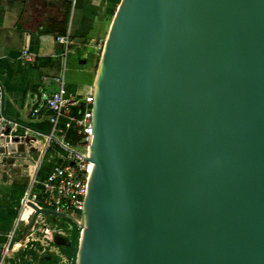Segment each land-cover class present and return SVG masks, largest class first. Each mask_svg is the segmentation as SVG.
<instances>
[{
    "label": "water",
    "instance_id": "1",
    "mask_svg": "<svg viewBox=\"0 0 264 264\" xmlns=\"http://www.w3.org/2000/svg\"><path fill=\"white\" fill-rule=\"evenodd\" d=\"M100 60L76 264H264V0H122Z\"/></svg>",
    "mask_w": 264,
    "mask_h": 264
},
{
    "label": "crops",
    "instance_id": "2",
    "mask_svg": "<svg viewBox=\"0 0 264 264\" xmlns=\"http://www.w3.org/2000/svg\"><path fill=\"white\" fill-rule=\"evenodd\" d=\"M121 1L0 0V76L5 88L0 115L23 126L26 143L25 153L4 154L0 160V264H6L9 252L4 254L3 247L21 210L23 197L17 204L14 187L23 186L26 194L44 141L32 125L47 120L33 119L31 109L40 102L43 92L56 89L53 78L63 71L68 87L74 92L84 95L93 90L101 50ZM68 14L67 34L59 35L71 40L70 51L65 55L66 45L55 33L62 31ZM26 48L36 59L23 64L21 54ZM71 58L79 61L80 70L87 73L85 79L89 81L76 75L71 80L67 76ZM21 231L27 233L28 226H21L17 236Z\"/></svg>",
    "mask_w": 264,
    "mask_h": 264
},
{
    "label": "built area",
    "instance_id": "3",
    "mask_svg": "<svg viewBox=\"0 0 264 264\" xmlns=\"http://www.w3.org/2000/svg\"><path fill=\"white\" fill-rule=\"evenodd\" d=\"M58 40L66 45L67 55L71 40L68 36H59ZM35 59L36 55L30 49L22 51L23 64L32 63ZM53 81L56 83V89L51 93L43 92L40 102L31 109L33 119H46L51 126L47 133L39 132L44 139L41 153L26 194L22 198L21 210L16 217L14 229L8 235L4 254L9 252L20 227L30 224L35 212L30 202L39 208L54 209L73 216L76 222L70 221L79 227L81 233L79 223L85 209L94 168V163L89 160L93 136L94 88L84 95L74 92L67 85L64 71L53 78ZM4 93L5 88L0 76V101ZM8 126L10 137L19 135L24 141L25 135L21 131L23 126L12 118L0 115V135ZM65 219L60 216L39 214L25 241H29L30 236L33 241H41V237H48L49 233L66 235L67 232L69 235L70 227L65 228V231L59 228V223ZM53 223L54 227L51 226Z\"/></svg>",
    "mask_w": 264,
    "mask_h": 264
},
{
    "label": "rangeland",
    "instance_id": "4",
    "mask_svg": "<svg viewBox=\"0 0 264 264\" xmlns=\"http://www.w3.org/2000/svg\"><path fill=\"white\" fill-rule=\"evenodd\" d=\"M78 63L79 61H74L73 58L67 63V76L71 78V80L74 75L81 79H85V76L87 75L85 71L80 70L82 66H79ZM75 68H78L79 70ZM85 81H89V79H85ZM34 156L37 157L38 154H35ZM54 224L55 223L51 226L54 227ZM67 227H70L69 235H67V232L66 235H52L49 233L50 235L48 234V237H41V241H33L32 236H30L29 241H25L29 232L26 233L21 231L20 234L14 238L12 245L9 248V255H7L6 258V264H76V261L75 263H72L71 260L60 253V248L71 244L70 233L72 227L66 220L59 223V228H63V231H65V228ZM7 242L8 237L6 244ZM6 244L3 249H5Z\"/></svg>",
    "mask_w": 264,
    "mask_h": 264
},
{
    "label": "trees",
    "instance_id": "5",
    "mask_svg": "<svg viewBox=\"0 0 264 264\" xmlns=\"http://www.w3.org/2000/svg\"><path fill=\"white\" fill-rule=\"evenodd\" d=\"M68 19H69V14L66 17L65 22L63 23L62 31L55 33L56 36L67 34ZM32 126L34 127L33 129L37 131H40L42 133H47L50 130L51 125L46 121L41 125L33 124ZM14 189H15V193H17V200H16L17 204L18 203L20 204V198L24 196L25 188L23 186H15ZM65 220L72 224V229L70 233L71 244L69 246L60 248V253L69 260H71L72 263H75L77 251H78V245H79L80 229L76 224L72 223L69 219H65Z\"/></svg>",
    "mask_w": 264,
    "mask_h": 264
},
{
    "label": "bare ground",
    "instance_id": "6",
    "mask_svg": "<svg viewBox=\"0 0 264 264\" xmlns=\"http://www.w3.org/2000/svg\"><path fill=\"white\" fill-rule=\"evenodd\" d=\"M114 17H115V15H114ZM114 19V18H113Z\"/></svg>",
    "mask_w": 264,
    "mask_h": 264
}]
</instances>
